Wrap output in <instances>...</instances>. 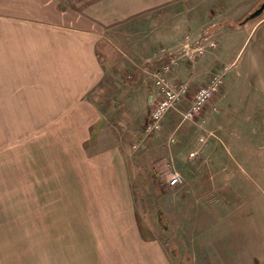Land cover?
Listing matches in <instances>:
<instances>
[{"label":"rangeland","instance_id":"374dc122","mask_svg":"<svg viewBox=\"0 0 264 264\" xmlns=\"http://www.w3.org/2000/svg\"><path fill=\"white\" fill-rule=\"evenodd\" d=\"M116 1L60 4L79 12L83 5ZM163 1L117 2L137 11L129 14L132 43L118 46L133 53L121 54L131 59L119 66L122 84L133 76L144 77L147 86L154 82L166 62L160 49L174 48L171 39L147 53L150 37L167 39L160 28L154 32L155 23L166 27L164 33L179 31L176 40L186 34L216 40L218 31L225 42L205 58L181 61L173 81L190 82L194 92L229 66L225 85L195 119L169 114L161 131L148 136L143 129L150 104L135 107L133 125L139 128L123 135L114 118L132 108L99 104L108 106L98 128L104 131L92 141L80 139L87 125L70 104H0V264H264V92L258 86L264 84V50L257 49V33L251 35L264 11L237 26L217 23L216 17L240 15L228 11L224 0L182 2L174 14H166ZM150 7L163 10L144 14ZM191 8L200 20L192 26L186 20ZM246 35L251 37L242 52L249 60L243 61ZM105 53L112 62L111 51ZM243 67L253 87L243 84ZM117 138L124 156L113 155ZM174 172L183 183L169 188L167 174Z\"/></svg>","mask_w":264,"mask_h":264},{"label":"crops","instance_id":"0c3cea01","mask_svg":"<svg viewBox=\"0 0 264 264\" xmlns=\"http://www.w3.org/2000/svg\"><path fill=\"white\" fill-rule=\"evenodd\" d=\"M188 1L192 0H164L162 7L167 9L166 14H174L175 10H179V4ZM213 1L200 2L207 5V2L212 4ZM60 2L61 0H0V104H70L69 108L74 109V112L81 110L78 112L82 118L81 124H85V120L87 125L86 131L82 125V141L88 138L92 141L97 133L104 131L98 128L103 125V112L108 106L102 108L99 104H120L118 106L121 109L131 107L132 111H128L127 116L121 114L122 116L114 118L120 130L119 135L137 132L139 127L133 125L137 118L135 107L150 103L155 86L154 82L147 86L142 76L138 79L133 76L132 80H129L130 83L122 84L119 66L125 65L126 59L131 60L122 55L124 53L128 57L133 53L118 47L132 43L129 32L132 22L129 14L136 16L137 11L130 6L120 8L118 0L111 6H100L99 3L97 6L83 5V9H78L79 12L65 4L62 8ZM261 2L262 0H224V7L227 6L228 11L240 15L230 18L216 17L217 23L234 22ZM163 9L150 7L145 8L143 13L153 14ZM189 10L190 16L186 20L192 26L197 20L198 12L193 8ZM209 11L210 7L208 13ZM179 14L177 11L176 15ZM159 15L155 14L154 17L158 19ZM205 15L208 20L209 16L207 13ZM160 17L164 16L161 14ZM167 19L172 27L173 19ZM158 28L162 32L161 36L167 39L154 41V38L150 37L151 40L147 43L150 45L147 52L149 54L151 45L170 42L171 39L177 41V44L183 37L176 40L179 31L167 28L164 33L163 29L166 27L154 23L152 29L155 33ZM123 29L126 31L122 33ZM251 29V35L257 33V49L260 47L258 51L264 50V35L261 34L264 20L251 26ZM215 35L217 44L225 42L220 43L218 31H215ZM250 37L246 35L241 42L239 52L241 51L243 61L247 59L248 51L244 58L245 50H242ZM105 50L113 54L112 62L106 58ZM115 64L116 68L113 66ZM178 67L180 65L174 69ZM242 75L243 84L248 83L249 87H253L249 80L246 81L244 67ZM171 77L174 78L173 73ZM258 86H263L259 92H264V84L258 81ZM144 109L146 112L147 109ZM71 114L73 115V112ZM141 122H144V113ZM113 142L118 151L113 155L124 156L123 141L117 138L113 139Z\"/></svg>","mask_w":264,"mask_h":264},{"label":"built area","instance_id":"2783aa9c","mask_svg":"<svg viewBox=\"0 0 264 264\" xmlns=\"http://www.w3.org/2000/svg\"><path fill=\"white\" fill-rule=\"evenodd\" d=\"M216 48V41L209 35H199L195 38L186 34L174 48L160 49L159 53L165 56L166 62L154 74L155 91L150 96L151 109L143 129L145 136L161 131L163 122L169 114H178L184 121L195 119L202 113L206 104L219 93L225 85L229 66L214 73L205 85L193 92L189 99L187 97L190 95V82L175 83L171 78L172 69L181 61L193 62ZM162 55L159 58H163ZM185 102L187 107L182 108ZM199 141L202 142L203 138ZM170 142H174V139L171 138ZM166 183L169 188L178 187L183 183V177L176 172L168 173Z\"/></svg>","mask_w":264,"mask_h":264},{"label":"water","instance_id":"95a60500","mask_svg":"<svg viewBox=\"0 0 264 264\" xmlns=\"http://www.w3.org/2000/svg\"><path fill=\"white\" fill-rule=\"evenodd\" d=\"M263 11H264V0L252 13L249 14L248 19L245 20L244 23L250 19L260 16L263 13Z\"/></svg>","mask_w":264,"mask_h":264},{"label":"trees","instance_id":"16d2710c","mask_svg":"<svg viewBox=\"0 0 264 264\" xmlns=\"http://www.w3.org/2000/svg\"><path fill=\"white\" fill-rule=\"evenodd\" d=\"M248 16H249V15H246L243 19H241V20H239V21H237V22H230V24H231V25L237 24V26H238V25H241L242 23H244L245 20L248 19Z\"/></svg>","mask_w":264,"mask_h":264}]
</instances>
